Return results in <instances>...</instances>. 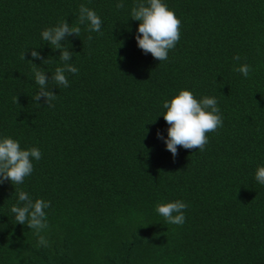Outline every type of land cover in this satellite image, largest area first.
<instances>
[{
  "label": "trees",
  "instance_id": "obj_1",
  "mask_svg": "<svg viewBox=\"0 0 264 264\" xmlns=\"http://www.w3.org/2000/svg\"><path fill=\"white\" fill-rule=\"evenodd\" d=\"M163 2L181 26L160 62L138 47V0H0V139L42 153L23 184H0V264H264V0ZM81 4L100 32L79 24ZM62 21L81 28L61 42L79 70L67 88L52 82L62 50L41 37ZM33 63L54 107L33 100ZM181 90L215 97L223 126L173 157L163 103ZM15 190L51 202L48 246L16 222ZM177 200L185 222L167 224L155 207Z\"/></svg>",
  "mask_w": 264,
  "mask_h": 264
},
{
  "label": "clouds",
  "instance_id": "obj_2",
  "mask_svg": "<svg viewBox=\"0 0 264 264\" xmlns=\"http://www.w3.org/2000/svg\"><path fill=\"white\" fill-rule=\"evenodd\" d=\"M118 9H123L122 2L117 3ZM131 17L140 21L136 41L138 47L145 54L150 53L155 59L166 61L169 50L174 49L180 40L181 21L175 12L170 10L163 0H138V3L131 10ZM79 24H88L89 31L100 32L102 20L97 13L81 4L79 8ZM79 26L70 27L67 21L60 22L57 26L47 28L41 32L43 41L49 42L54 50L61 49L60 60L63 66L57 67L52 76V82L56 86L67 88L69 81L66 73L76 74L78 68L68 63L72 59V52L62 47V41L75 34L79 36ZM142 34V35H141ZM92 37L89 36V40ZM34 59H42L39 52L31 51ZM25 58V53L22 55ZM239 55L234 60L239 61ZM46 60H44V63ZM35 83L39 85V92L33 97L34 101L46 98L48 107H54L53 101L56 94L48 90V77L42 69L35 67L33 63ZM234 71L241 73L245 78L249 77L251 66L243 64ZM163 107L167 110L163 115L164 120L170 125L168 137L165 141L167 150L175 157L178 146L184 149L204 150L208 143L207 133L215 132L223 126V118L217 106L215 97L205 96L198 100L190 90H181L171 101H164ZM158 138L164 139L162 134L157 133ZM42 153L38 148L22 150L19 142L11 137L0 139V184L11 181L13 185L24 183L25 177L33 172L32 158L39 161ZM255 180L264 185V166L258 167L255 173ZM18 195L17 205L11 207L15 214V220L21 225L27 224L30 229L36 230L37 235L41 230L48 227L45 209L51 206L50 201L36 199L33 202L29 194L23 190H15ZM22 205V206H20ZM188 205L180 200L175 202L157 204L155 211L164 218L167 224L183 225L185 222L184 210ZM38 245L48 246L44 236H39Z\"/></svg>",
  "mask_w": 264,
  "mask_h": 264
}]
</instances>
